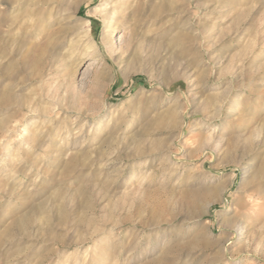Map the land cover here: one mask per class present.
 <instances>
[{
    "label": "rangeland",
    "instance_id": "rangeland-1",
    "mask_svg": "<svg viewBox=\"0 0 264 264\" xmlns=\"http://www.w3.org/2000/svg\"><path fill=\"white\" fill-rule=\"evenodd\" d=\"M69 1L0 0V264H264V0Z\"/></svg>",
    "mask_w": 264,
    "mask_h": 264
},
{
    "label": "bare ground",
    "instance_id": "bare-ground-1",
    "mask_svg": "<svg viewBox=\"0 0 264 264\" xmlns=\"http://www.w3.org/2000/svg\"><path fill=\"white\" fill-rule=\"evenodd\" d=\"M65 1H66V3H68L70 5H75L74 2L72 3L69 0H65ZM112 6H114V3L113 4L111 3L110 7H112ZM123 25H124L123 23L115 24L113 21H111L109 23V29L108 30H105L104 31V34H103V41H104V43L107 46H109L111 44L110 41H111L112 38H114L117 35V32L120 31V30H122L124 28ZM88 42H90V40ZM111 46H114V48H120V45L115 46V45H112L111 44ZM90 47H92V46L90 45ZM255 55H257V54H255ZM255 58H259V57H255ZM205 190H206L205 187L204 188H201L200 187L199 189H197L195 191V197L196 198H198V197H205V192H206ZM248 196H249V201H247L245 203L246 206H247V208H248V211L244 214V217L250 216L249 214H251L252 212H254L253 211V208L258 207V204L255 201L258 200L259 197L257 195L252 194V193H249ZM203 199L204 198H202L201 200H203ZM22 222L24 223V221H22ZM237 229L240 232L242 231V228H237Z\"/></svg>",
    "mask_w": 264,
    "mask_h": 264
}]
</instances>
